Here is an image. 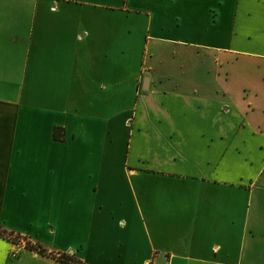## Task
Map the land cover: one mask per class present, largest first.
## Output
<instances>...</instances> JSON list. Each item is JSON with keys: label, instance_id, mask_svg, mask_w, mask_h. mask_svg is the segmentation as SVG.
<instances>
[{"label": "crops", "instance_id": "crops-1", "mask_svg": "<svg viewBox=\"0 0 264 264\" xmlns=\"http://www.w3.org/2000/svg\"><path fill=\"white\" fill-rule=\"evenodd\" d=\"M0 224L84 264H264V0H0ZM0 264L63 263L0 237Z\"/></svg>", "mask_w": 264, "mask_h": 264}, {"label": "trees", "instance_id": "trees-1", "mask_svg": "<svg viewBox=\"0 0 264 264\" xmlns=\"http://www.w3.org/2000/svg\"><path fill=\"white\" fill-rule=\"evenodd\" d=\"M55 132H56L55 134L56 138L58 139L62 138V136L59 135L61 134L62 129L56 128ZM0 237L8 239L14 242L15 244L24 245L25 248L28 250H32L38 252L39 254L48 255L53 258H56L58 261L62 262L63 264H84L73 255H69L65 253L60 254L59 256L55 254H50L44 247H42L39 244H34L28 237L23 236L19 233L10 232L1 224H0Z\"/></svg>", "mask_w": 264, "mask_h": 264}, {"label": "water", "instance_id": "water-1", "mask_svg": "<svg viewBox=\"0 0 264 264\" xmlns=\"http://www.w3.org/2000/svg\"><path fill=\"white\" fill-rule=\"evenodd\" d=\"M148 85H149V79H146L145 82H144L143 88L145 90H148V88H149Z\"/></svg>", "mask_w": 264, "mask_h": 264}]
</instances>
